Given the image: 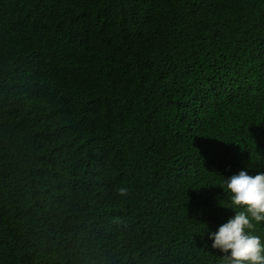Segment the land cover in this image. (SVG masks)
Segmentation results:
<instances>
[{"label": "trees", "instance_id": "trees-1", "mask_svg": "<svg viewBox=\"0 0 264 264\" xmlns=\"http://www.w3.org/2000/svg\"><path fill=\"white\" fill-rule=\"evenodd\" d=\"M263 151L264 0H0V264H222Z\"/></svg>", "mask_w": 264, "mask_h": 264}, {"label": "clouds", "instance_id": "clouds-1", "mask_svg": "<svg viewBox=\"0 0 264 264\" xmlns=\"http://www.w3.org/2000/svg\"><path fill=\"white\" fill-rule=\"evenodd\" d=\"M220 187L227 204L209 234L216 260L222 264H264L263 238L252 230L255 223L264 222V164L256 170L236 167L224 176ZM117 191L126 195L128 190L121 187Z\"/></svg>", "mask_w": 264, "mask_h": 264}]
</instances>
